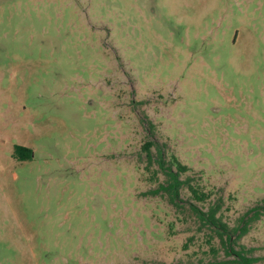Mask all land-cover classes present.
Wrapping results in <instances>:
<instances>
[{"label": "rangeland", "instance_id": "rangeland-1", "mask_svg": "<svg viewBox=\"0 0 264 264\" xmlns=\"http://www.w3.org/2000/svg\"><path fill=\"white\" fill-rule=\"evenodd\" d=\"M148 141L230 227L264 204V0H0V264H237Z\"/></svg>", "mask_w": 264, "mask_h": 264}, {"label": "trees", "instance_id": "trees-1", "mask_svg": "<svg viewBox=\"0 0 264 264\" xmlns=\"http://www.w3.org/2000/svg\"><path fill=\"white\" fill-rule=\"evenodd\" d=\"M146 125L150 132L153 131L154 125L147 121ZM154 146L153 141H148L143 146V151L146 153L148 166L153 165L154 163H158L160 169L165 172L168 177L167 186L162 184L158 190H154L151 192L152 194L160 193V190H168L171 194V202L174 206L179 207L177 204L178 199H180V189L186 188L192 195V198L198 203H207L211 199V193L205 192L200 189L198 186L193 184V178L191 176L187 177L184 180H181V175L187 173L189 168L183 165L175 156H172L167 162L164 160V157L161 153L159 161L154 160V155L152 152V147ZM14 158L18 161H30L33 159V150L31 148H27L24 146H15L14 149ZM207 210L198 207L195 204H191L193 210L195 211L198 218L202 221V225L205 227H209L211 230L216 232L217 236L220 237V240L223 244L227 246L228 253H234L237 264H251L253 262V257L249 256V252L245 247L239 246L240 250L234 248V245L237 247V240L234 242L233 239L238 235V232L241 231V236H237V239L245 235L248 231V223L255 222L260 220V217L264 215V204L262 206H258L251 211L247 212L242 218L241 222L244 223V226L241 228H232L223 220V216L221 214L223 210V200L222 198L214 199L208 202ZM252 214V215H251ZM249 218L248 221L246 219ZM236 239V238H235ZM234 243V244H232Z\"/></svg>", "mask_w": 264, "mask_h": 264}]
</instances>
